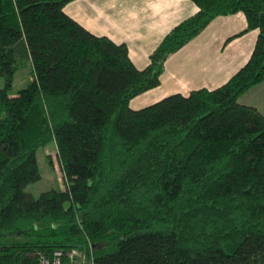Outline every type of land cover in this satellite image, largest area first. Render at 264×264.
<instances>
[{
    "label": "trees",
    "instance_id": "16d2710c",
    "mask_svg": "<svg viewBox=\"0 0 264 264\" xmlns=\"http://www.w3.org/2000/svg\"><path fill=\"white\" fill-rule=\"evenodd\" d=\"M70 1L0 0V264H69L73 250L91 264H264V115L238 102L264 81V0H191L141 70L66 15ZM238 12L258 35L226 83L130 108L170 54ZM50 142L64 187L34 198Z\"/></svg>",
    "mask_w": 264,
    "mask_h": 264
},
{
    "label": "crops",
    "instance_id": "0c3cea01",
    "mask_svg": "<svg viewBox=\"0 0 264 264\" xmlns=\"http://www.w3.org/2000/svg\"><path fill=\"white\" fill-rule=\"evenodd\" d=\"M63 11L91 34L125 44L131 62L141 70L163 37L198 7L191 0H72ZM246 27L241 12L214 18L167 57L160 84L132 98L130 108L138 110L171 94L186 96L226 83L253 50L258 30L245 31ZM238 102L264 115V81L241 95Z\"/></svg>",
    "mask_w": 264,
    "mask_h": 264
},
{
    "label": "rangeland",
    "instance_id": "374dc122",
    "mask_svg": "<svg viewBox=\"0 0 264 264\" xmlns=\"http://www.w3.org/2000/svg\"><path fill=\"white\" fill-rule=\"evenodd\" d=\"M31 80V64L23 62L19 64L18 69L14 73L12 80L11 94H16L18 90L25 88ZM5 86V78L0 77V88ZM36 159L39 170V179L36 182L30 183L26 186L25 192L37 198L42 192L48 191L52 188H63V174L59 167L57 159V151L54 142L48 143L44 147L36 150ZM75 254L69 258V264H91L87 257L76 250Z\"/></svg>",
    "mask_w": 264,
    "mask_h": 264
},
{
    "label": "built area",
    "instance_id": "2783aa9c",
    "mask_svg": "<svg viewBox=\"0 0 264 264\" xmlns=\"http://www.w3.org/2000/svg\"><path fill=\"white\" fill-rule=\"evenodd\" d=\"M74 254H75V252L73 250V251L67 253L66 255L71 258V256L74 255ZM60 255H61L60 252L54 253L55 258H54L53 264H60L59 258H58ZM42 264H48V262L47 261H42Z\"/></svg>",
    "mask_w": 264,
    "mask_h": 264
}]
</instances>
